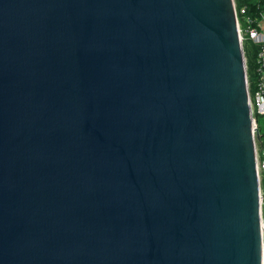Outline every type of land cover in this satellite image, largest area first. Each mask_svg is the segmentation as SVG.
Listing matches in <instances>:
<instances>
[{"label": "water", "instance_id": "water-1", "mask_svg": "<svg viewBox=\"0 0 264 264\" xmlns=\"http://www.w3.org/2000/svg\"><path fill=\"white\" fill-rule=\"evenodd\" d=\"M0 264H264L235 0H0Z\"/></svg>", "mask_w": 264, "mask_h": 264}, {"label": "built area", "instance_id": "built-area-1", "mask_svg": "<svg viewBox=\"0 0 264 264\" xmlns=\"http://www.w3.org/2000/svg\"><path fill=\"white\" fill-rule=\"evenodd\" d=\"M237 14L238 19L240 15L243 16V25L239 19L243 45L245 42H251L258 47L256 80L252 91L251 83L249 81V97L255 135L257 170L260 183L261 231L264 254V8L259 20L247 16V8L242 9L240 14L237 10Z\"/></svg>", "mask_w": 264, "mask_h": 264}, {"label": "trees", "instance_id": "trees-1", "mask_svg": "<svg viewBox=\"0 0 264 264\" xmlns=\"http://www.w3.org/2000/svg\"><path fill=\"white\" fill-rule=\"evenodd\" d=\"M237 10L240 11L247 8V16L252 17L255 20H259L261 12L264 8V0H235ZM240 22L243 25V16H239ZM245 55L247 59L248 77L251 83V91L254 88V82L256 80V69H257V53L258 47L251 42H245L244 44Z\"/></svg>", "mask_w": 264, "mask_h": 264}, {"label": "rangeland", "instance_id": "rangeland-1", "mask_svg": "<svg viewBox=\"0 0 264 264\" xmlns=\"http://www.w3.org/2000/svg\"><path fill=\"white\" fill-rule=\"evenodd\" d=\"M236 2V1H235Z\"/></svg>", "mask_w": 264, "mask_h": 264}]
</instances>
